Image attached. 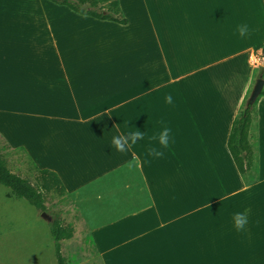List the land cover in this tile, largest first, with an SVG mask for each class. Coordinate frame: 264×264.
Listing matches in <instances>:
<instances>
[{"label":"crops","instance_id":"1","mask_svg":"<svg viewBox=\"0 0 264 264\" xmlns=\"http://www.w3.org/2000/svg\"><path fill=\"white\" fill-rule=\"evenodd\" d=\"M119 1L126 24L30 0L23 15L36 6L33 18L14 25L24 36L2 49L4 99L33 109L0 108V129L64 184L68 264H264V96L255 180H244L227 148L264 70V0ZM240 24L249 29L243 38ZM94 57L105 65L91 66ZM98 106L105 109L83 117ZM20 119L24 128L36 122L32 136L13 124ZM165 126L170 147L148 156L161 147L148 138ZM134 127L145 139L117 151L113 136ZM12 201L0 199V264H55L45 226L24 210L16 213L29 220L17 222ZM236 212L247 215L240 232Z\"/></svg>","mask_w":264,"mask_h":264},{"label":"trees","instance_id":"2","mask_svg":"<svg viewBox=\"0 0 264 264\" xmlns=\"http://www.w3.org/2000/svg\"><path fill=\"white\" fill-rule=\"evenodd\" d=\"M53 4L64 6L78 15L88 16L100 21H112L126 24L119 0H48ZM264 78V70L258 72V77ZM264 96V86L253 104L244 100L240 110L235 115L227 138V148L235 166L245 181L257 178V163L252 142V131L256 129L257 103ZM0 185L10 189L12 195L26 199L41 213L46 211L51 215L47 221L57 264H67L62 253V241L73 234L72 226L62 215V211H52L47 203L65 204L69 201L64 184L56 172L38 167L29 157L25 174L13 171L7 156L0 149Z\"/></svg>","mask_w":264,"mask_h":264},{"label":"rangeland","instance_id":"3","mask_svg":"<svg viewBox=\"0 0 264 264\" xmlns=\"http://www.w3.org/2000/svg\"><path fill=\"white\" fill-rule=\"evenodd\" d=\"M33 1L39 2V0H32V2ZM42 1H48V0H41V2ZM28 2H30V0H0V65L2 63V52H3L2 49L6 48L8 46L9 40L12 41V39L14 38L13 39V42H14L15 40H17V37L24 36L23 34L14 33V29H16V27H14V25L17 24L18 19L33 18L34 13L38 10V7L36 8V6L27 7V8H30L32 10L28 11L27 16L23 15V13L25 14V11H26L24 6L29 4ZM37 14H38V12H37ZM108 24H110V23H108ZM114 32H115L114 29H111L109 31L111 39L113 38L112 33H114ZM97 63H100L99 67L105 65L104 60H102L98 57H94V58L90 59V65L91 66H94V65L97 66ZM106 63H107L106 64L107 66L108 65L110 66V64H108V61H106ZM258 72H257V74H258ZM1 88H2V67H0V108L4 109V110L10 109L14 112L13 114H17L18 116L23 113L24 109H33V108H25L23 106H20L17 100L13 101V100H9V99L8 100L4 99L3 91ZM16 93L18 94V92H16ZM128 95H129L128 89H123L122 94H121V98L125 99L128 97ZM63 109H65V108H63ZM104 109L105 108L99 107V106L96 108L95 107L86 108L83 111L84 112L83 117H86V116L94 114V113H99L100 111H103ZM122 109H124V108H122ZM21 119L18 122L19 128L17 126L18 124L16 121L13 122V124L16 126V128L18 129V131L21 134H24L27 137L32 136L34 133V130H35V123L36 122H32L31 124H27V127L24 128V125L21 122ZM263 119H264V114H263ZM93 122H94V120H91L90 122H87L86 124H93ZM261 128H262V130H261L262 131L261 144H262L263 160H264V120H263V125ZM252 135H253L252 142H253V147L255 149L256 163H258L257 151H258V140H259L258 137L259 136H258V132H257V122H256V129L253 128ZM8 142L9 141L7 140V138H5L3 136L1 129H0V149H1V151L7 156L8 160H9V165L13 169L14 172L15 171H22V173L25 174L26 168H27V162H28V158H29L28 154L25 153L22 148L11 146V144H9ZM2 198H9L10 201L13 200L12 202H14L15 208H14L13 212L10 210V215L15 220H17V222H20L23 220H29L26 216H23L21 218V216L17 214L18 212L24 210L25 215L31 214L32 216L29 215L30 217L39 220L40 223L43 226H45V230L47 232V236H48L49 241H50V246L53 250V256H54L55 264H57L55 252H54V247H53V240H52L51 235H50V230H49V226H48L47 221L41 217L40 213H38V211L34 208V206H32L26 199H24V198H18L17 199V197L13 196L10 193V189L4 185H0V199H2ZM66 204L67 203L59 204L57 202H48L47 203L48 207L52 211L59 210L60 208H62L64 210L65 208H67ZM67 215H68L67 217H72L73 214H67ZM31 223L35 224V222H31ZM29 225H30V223H27V227H29ZM29 239H31L30 242L33 245L35 243V237H33L32 233L30 234ZM2 250H3L4 256H6L7 259L10 260L8 248L4 245V246H2ZM65 258H66V256H65ZM66 262L68 264L67 258H66Z\"/></svg>","mask_w":264,"mask_h":264},{"label":"clouds","instance_id":"4","mask_svg":"<svg viewBox=\"0 0 264 264\" xmlns=\"http://www.w3.org/2000/svg\"><path fill=\"white\" fill-rule=\"evenodd\" d=\"M236 32L238 35L243 38L248 35L249 29L247 24L237 25ZM165 103L172 104L173 98L171 94H167L165 96ZM163 123V122H161ZM170 132L171 129L167 126L163 127L159 133L150 136L148 139L150 141H156L161 147L158 149L156 147H149L147 150V155L153 158H163L165 153L163 149H167L170 147ZM145 139V132L140 129L134 127L132 130L125 133H119L116 136H113L111 144L116 148L119 152L128 151L132 145L136 144L139 140ZM174 142V141H173ZM131 166V164H130ZM233 227L238 231H243L247 224V215L243 212H236L232 216Z\"/></svg>","mask_w":264,"mask_h":264},{"label":"water","instance_id":"5","mask_svg":"<svg viewBox=\"0 0 264 264\" xmlns=\"http://www.w3.org/2000/svg\"><path fill=\"white\" fill-rule=\"evenodd\" d=\"M263 86H264V78L260 76L255 80V82L252 86V89H251L249 96L247 98L248 104H253L255 102V100L257 99V97L261 93ZM40 215L46 221H49L51 219V215H49L46 211H42L40 213Z\"/></svg>","mask_w":264,"mask_h":264}]
</instances>
